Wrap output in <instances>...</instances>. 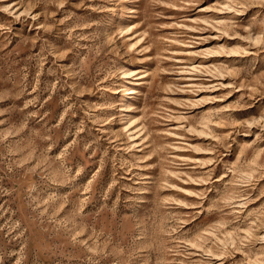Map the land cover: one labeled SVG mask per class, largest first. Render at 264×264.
<instances>
[{
    "label": "rangeland",
    "instance_id": "1",
    "mask_svg": "<svg viewBox=\"0 0 264 264\" xmlns=\"http://www.w3.org/2000/svg\"><path fill=\"white\" fill-rule=\"evenodd\" d=\"M0 264H264V0H0Z\"/></svg>",
    "mask_w": 264,
    "mask_h": 264
}]
</instances>
